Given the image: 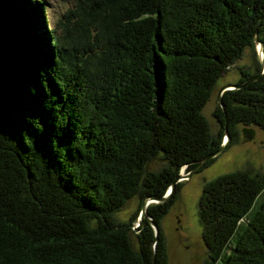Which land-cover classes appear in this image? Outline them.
<instances>
[{"label":"trees","instance_id":"trees-1","mask_svg":"<svg viewBox=\"0 0 264 264\" xmlns=\"http://www.w3.org/2000/svg\"><path fill=\"white\" fill-rule=\"evenodd\" d=\"M61 1L71 8L52 27L41 1L0 0V264H152L142 200L216 152L225 130L226 148L238 125L264 131V76L222 94L215 134L202 114L255 34L264 49V0ZM181 185L146 209L155 264H168L162 221ZM198 215L204 264H264L262 174L206 182Z\"/></svg>","mask_w":264,"mask_h":264},{"label":"rangeland","instance_id":"rangeland-1","mask_svg":"<svg viewBox=\"0 0 264 264\" xmlns=\"http://www.w3.org/2000/svg\"><path fill=\"white\" fill-rule=\"evenodd\" d=\"M38 1L43 3L44 16L50 21L52 27H55L67 10L71 8L70 3L61 0ZM261 58H264V49L263 54H260L259 44H255L254 49H246L243 57L219 78L209 101L202 110V114L209 123L211 133L215 134L218 130V123L213 114L218 106L219 90L224 86L240 84L239 68L253 73L257 67L256 61L260 64ZM260 73L264 76V66L261 64ZM231 90L237 89L231 88ZM237 132V142L225 147L210 166L200 172H192L189 177H186L189 172L184 167L180 169L178 174H181L183 178L178 183H182V185L173 205L162 221L168 264H204L208 258L198 215L199 199L202 187L206 182L219 175L237 170H251L253 173H260L264 176V131L255 125H238ZM225 137L228 138L224 134L221 144L227 142ZM163 163L164 161L160 159H154L148 163L147 170L158 171ZM169 189L170 186L167 191ZM149 204L158 203L151 202ZM138 205V198L134 197L128 200L116 213V217L121 221L127 220L138 209ZM137 226L138 223L133 224L132 229L135 230Z\"/></svg>","mask_w":264,"mask_h":264},{"label":"water","instance_id":"water-1","mask_svg":"<svg viewBox=\"0 0 264 264\" xmlns=\"http://www.w3.org/2000/svg\"><path fill=\"white\" fill-rule=\"evenodd\" d=\"M254 43L255 44H259V51H260V54H263V44L261 42H259L257 40V35L255 34L254 35V39H253ZM260 64L261 66H264V58H261L260 60ZM261 77H263V75L261 73H259L258 75L256 76H253L247 80H245L244 82L240 83V84H236V85H228V86H224L222 87L220 90H219V93H218V105L219 107L221 108L222 111H224V105L221 101V96L222 94L227 91V90H231V88H234V89H240V88H243L244 86H246L248 83H251V82H254L258 79H260ZM225 135H227V142L226 144L222 143L220 145V148L214 152V153H211L209 154L208 156L204 157L203 159H201L196 167L191 170L187 175L186 177H189V175L194 172V171H197L198 169H200L206 162H208L209 160L213 159V158H216L217 156H219L221 154V152L224 150V148L226 147L227 143L229 142L230 138H229V135L227 133V131L225 130ZM224 140V139H223ZM183 177L181 176V174H178L177 177L174 179V181L172 182V184L170 185V189L169 191H167L162 197H155V196H147L145 197L143 200H142V203H141V209H140V212H139V216H138V221L142 218V217H146L151 225V227L153 228L154 230V234H155V239H154V242H153V246H152V264H155V243H156V240H157V237H158V233H159V229L157 227V225L151 221L150 218H148L147 214H146V209H147V206L149 203L151 202H155V203H158V204H163L165 202H167L171 197L172 195L174 194V188H175V185L182 179ZM133 227V226H132Z\"/></svg>","mask_w":264,"mask_h":264},{"label":"bare ground","instance_id":"bare-ground-1","mask_svg":"<svg viewBox=\"0 0 264 264\" xmlns=\"http://www.w3.org/2000/svg\"><path fill=\"white\" fill-rule=\"evenodd\" d=\"M226 138V137H225ZM225 140V139H224ZM226 140H227V138H226ZM224 144H226V143H224Z\"/></svg>","mask_w":264,"mask_h":264}]
</instances>
